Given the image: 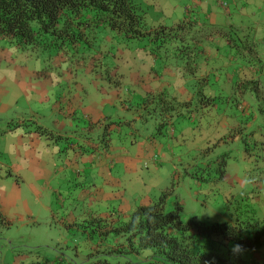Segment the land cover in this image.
<instances>
[{
  "label": "rangeland",
  "instance_id": "1",
  "mask_svg": "<svg viewBox=\"0 0 264 264\" xmlns=\"http://www.w3.org/2000/svg\"><path fill=\"white\" fill-rule=\"evenodd\" d=\"M136 1L146 10L149 26L155 28L156 31H161V27H166L162 28L166 35L172 34L177 37L185 35L187 26L183 24L184 20L192 16L193 20L200 19L202 26L208 28L212 26V23L209 21L210 17L207 13L213 11L216 13V9H223L219 10L220 16L226 15L223 18L225 25H220L222 30L230 32L231 27L226 26L229 22L239 25L238 30L233 34L236 39L250 40L259 48H264V15H261V12L257 11V15L253 19L254 24L251 21L250 9L247 10L246 17L239 22L234 19L238 10L236 6L238 5L241 9L246 8L244 3L246 0ZM220 3H225V7H220ZM225 12L235 15L234 18ZM239 44L242 46L241 42ZM165 45L151 51V48H148L150 46L145 43V48L147 47L153 53L154 60L158 61V67L167 66L168 74L176 72L178 68L185 69V71L194 70L192 65H194L196 57V60L201 62L197 56L198 53L195 55L188 53V50L185 51L182 46L174 48ZM117 46L122 50L119 49V52L113 56L107 53L108 46L104 47L103 53L108 55L96 66L89 61L85 66H71L66 69L65 66H60L62 61L59 56L52 59L47 54L27 52L21 57L23 61L30 63V70H39L38 74L42 75L50 76L61 74V72L64 74L70 72L72 75L82 74L108 78L109 75H113L116 68L125 71L124 66L131 65L129 71L125 72L133 76L132 65L134 59L138 58V56L134 57L133 50L139 49L140 43L139 48L137 43L127 48L120 44ZM215 52L225 57L231 54L230 50L228 52L216 50ZM188 54L193 57L190 58ZM186 58L191 59L189 63ZM99 65L102 67H98ZM103 67L110 69L109 72ZM233 68V66H227V68L221 69L225 71V73H221L223 81H226L223 78L226 77V74H232ZM177 80L183 81L182 79ZM209 80L211 87L217 89L221 87L216 83V77L211 76ZM14 83L11 77L0 78V92L3 94L4 91H9L6 95H0V264L82 263L87 259L93 247V243L88 241L87 233L82 231L85 227L80 226H88V229L91 226L89 224L90 217L86 216V212L87 209H90L89 204L93 197L88 188L95 180H101H97L96 176L93 179L91 176L95 174L88 171L84 164L79 162L74 164L78 173L76 175L68 174L69 181H71L69 184L62 186L54 180H41V186L44 189L37 192L31 187V184L26 182L24 184L22 179L10 172L8 168L9 155L3 152L6 138L8 139L9 132L13 129L20 127L35 130H38V127L54 129V120L50 117L52 104L56 101V94H59L62 88H66L67 83H60L54 87L57 90L50 92L52 102L46 104L35 100L29 101L14 87ZM235 83L232 85L235 86ZM183 85L187 84L183 83ZM193 88L196 92L199 88L202 90V86L197 82L193 84ZM10 89H13L11 94ZM256 92L257 89H254V94L244 93L245 105H239V103L243 104L240 93H237V96L217 94V99L214 101L206 99L202 104L198 101L185 104L184 108L189 110L190 114L198 113V119L194 120L188 116L178 117V112L176 114L174 112L175 139L177 141L180 139L179 135L186 127L191 131V135L193 131H197L200 140L199 142L191 140L193 144L190 146L189 157H184L187 162L183 160L171 164L167 167L166 173L160 177L161 182L158 185L151 186V188L148 186L153 193L152 197H156L154 201L158 200L164 191H167L164 192L167 193V209L175 208L176 203L180 202L183 205L181 219L186 223L195 218L209 225L215 223L233 225L246 211H250V213L255 211V217H264V164H260L261 161H257L255 156L249 157L241 141H230L235 138L236 132L243 133L244 138L252 139L250 144L253 145L256 130L264 120L260 112V106L262 105L264 108V85L260 87L259 92ZM199 97L203 98V96ZM231 100L232 104H230ZM211 102L214 104L212 110L210 109ZM204 105H206L205 108ZM104 107L105 113L110 116L117 117L122 114L119 107H113L107 101H105ZM207 107L208 109H206ZM230 111L239 121L240 126L236 131L228 125L224 126L223 123ZM79 118L81 120V117ZM253 120L256 123L254 122L255 127L253 125L252 130ZM150 121H155V119L151 118ZM262 128L264 130V126ZM155 137L165 146L163 151L160 149L161 147L156 150L158 154L169 150V144H173L175 141L170 137V132L166 131L162 135H155ZM173 150L176 154L187 151L180 147H174ZM79 175H83V177ZM85 186L87 188H84ZM156 188H161V190L156 191ZM113 201L108 200L111 202L109 204L111 209L116 206V203H112ZM71 216L74 223L75 218L76 220L79 218V227L78 225L77 227H68V225L61 224L65 218L71 220Z\"/></svg>",
  "mask_w": 264,
  "mask_h": 264
},
{
  "label": "crops",
  "instance_id": "2",
  "mask_svg": "<svg viewBox=\"0 0 264 264\" xmlns=\"http://www.w3.org/2000/svg\"><path fill=\"white\" fill-rule=\"evenodd\" d=\"M244 3L246 8L236 6L237 16L225 13L232 18L235 16V21L239 22L250 9L252 24L257 11L264 15V0H246ZM219 10L223 9H216V13H207L212 23L208 28L202 26L200 19L193 20L192 16L184 20L183 24L187 26L185 35L177 37L167 45L174 48H196L202 63L196 57L192 65L194 70L178 68L171 74L166 72V65L158 67V61L154 60L153 53L148 49L151 47L145 48V43H140V48L138 44L139 49L133 50L134 57L138 56L132 65L133 76L125 72L131 68L129 65L124 66L125 71L116 68L108 78L72 75L70 72L50 76L38 74L39 70H30V63L22 60L23 52L4 42L0 43V78H13L14 87L29 101L35 100L43 104L52 102L50 92L57 90L54 87L58 84L67 83V87L56 94V101L52 104L50 117L54 120V129L45 128L48 133L51 132V137L33 128L20 127L9 132L3 152L9 155L10 172L39 192L44 189L41 180H54L62 186L69 184L71 181L68 174L76 175L78 172L74 164L82 162L88 171L95 174L88 173L93 179L96 176L97 180H101H95L88 188L93 197L90 200V209L86 212L90 220L98 218L116 221L120 217L126 218L139 206L153 203L156 197H152L149 187L161 182L160 177L166 173L167 167L185 161V156L189 157L190 146L193 144L191 140H200L197 131H193L191 135L186 127L179 135L180 139H175L174 112H178V117L198 119V113L190 114L184 105L194 101L202 104L206 99L214 101L217 94L237 96L240 93L243 104L239 105H245L244 93L254 94V89L259 92L264 85V48H259L250 40L236 39L233 34L239 25L229 22L226 26L231 27L230 32L222 30L220 25H225L223 18L226 15L220 16ZM239 42L242 46H239ZM216 50H230L231 54L228 57L221 56L216 54ZM186 59L187 63L191 60ZM60 66H65L66 69L71 67L67 64ZM227 66L234 68L231 75L228 73L223 77L226 80L223 81L221 73L225 71L221 69ZM211 76L217 78L216 83L221 85L219 89L210 86ZM236 79L238 82L235 83ZM196 82L202 86V90L199 88L197 92L193 88ZM234 83L235 86L232 85ZM12 91L10 89V94ZM8 93L9 91H4L0 95ZM199 96L203 98L200 99ZM147 98L150 100L145 105L144 100ZM105 101L113 107H119L121 116L106 114ZM210 105L208 106L212 110L214 104L211 102ZM151 118L155 121H150ZM254 122L255 120L252 130ZM223 123L235 131L240 126L231 111ZM263 126L264 120L253 138L258 142H264ZM165 131L170 132V137L175 139L174 146L169 144V150L158 154L156 150L161 147L163 151L165 146L156 140L155 135H162ZM243 138V133L236 132L235 138L230 141L242 142ZM174 147L187 151L176 154ZM155 190L160 191L161 188ZM109 199L116 203L113 209L109 205ZM78 221L79 218H75V223L72 222L71 216V220L65 218L61 224L79 227Z\"/></svg>",
  "mask_w": 264,
  "mask_h": 264
},
{
  "label": "trees",
  "instance_id": "3",
  "mask_svg": "<svg viewBox=\"0 0 264 264\" xmlns=\"http://www.w3.org/2000/svg\"><path fill=\"white\" fill-rule=\"evenodd\" d=\"M162 28L149 26L147 12L136 0H0V43L23 53L59 56L62 64L76 67L89 61L100 64L107 53L116 54L117 44L127 48L146 43L153 51L177 38ZM183 48L197 53L196 48ZM38 131L51 137L42 127ZM251 142L243 138L245 152L264 164V142ZM182 209L177 202L168 210L163 193L126 218L89 220V229L80 226L93 247L79 264H264V217L246 211L233 225H209L195 218L186 223ZM235 245L242 250L234 252Z\"/></svg>",
  "mask_w": 264,
  "mask_h": 264
},
{
  "label": "clouds",
  "instance_id": "4",
  "mask_svg": "<svg viewBox=\"0 0 264 264\" xmlns=\"http://www.w3.org/2000/svg\"><path fill=\"white\" fill-rule=\"evenodd\" d=\"M242 250V246L241 245H235L234 247H233V251L234 252H240Z\"/></svg>",
  "mask_w": 264,
  "mask_h": 264
},
{
  "label": "built area",
  "instance_id": "5",
  "mask_svg": "<svg viewBox=\"0 0 264 264\" xmlns=\"http://www.w3.org/2000/svg\"><path fill=\"white\" fill-rule=\"evenodd\" d=\"M220 5L223 6V7H225L226 4L225 3H220Z\"/></svg>",
  "mask_w": 264,
  "mask_h": 264
}]
</instances>
